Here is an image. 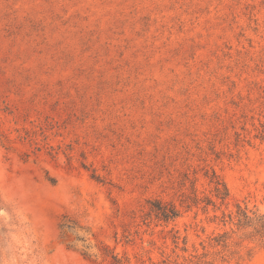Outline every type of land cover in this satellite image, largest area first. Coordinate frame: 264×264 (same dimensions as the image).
Returning a JSON list of instances; mask_svg holds the SVG:
<instances>
[{"label": "rangeland", "instance_id": "rangeland-1", "mask_svg": "<svg viewBox=\"0 0 264 264\" xmlns=\"http://www.w3.org/2000/svg\"><path fill=\"white\" fill-rule=\"evenodd\" d=\"M263 129L264 0H0V264H264Z\"/></svg>", "mask_w": 264, "mask_h": 264}, {"label": "trees", "instance_id": "trees-1", "mask_svg": "<svg viewBox=\"0 0 264 264\" xmlns=\"http://www.w3.org/2000/svg\"><path fill=\"white\" fill-rule=\"evenodd\" d=\"M264 136V129L262 131ZM204 175L208 177V183L211 185L212 196L202 194L200 195L195 189L196 179L191 181V191L184 197L182 203H185V207L190 209L191 207H199L203 212H206L209 206L215 209H219L221 205L226 204L229 196V190L224 180L211 170H205ZM95 177L92 174V177ZM151 211L155 213L158 219L164 221L173 220L179 216V209L172 203H163L155 200L150 201ZM214 218H217L214 215ZM220 221L223 225L230 224L229 231H223L209 237V245L212 247L220 246L222 251L228 247L229 238L232 234L238 231V235L241 241L244 239H257L264 245V212H260L257 209H248L247 206L235 205V211H222L220 215ZM221 251V250H220ZM204 256V255H202ZM194 264H201L205 262L201 259V256L195 257Z\"/></svg>", "mask_w": 264, "mask_h": 264}]
</instances>
